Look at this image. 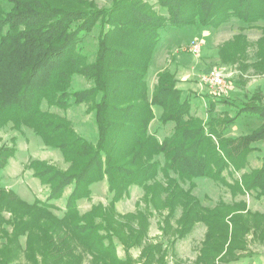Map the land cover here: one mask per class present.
<instances>
[{"label": "trees", "instance_id": "trees-1", "mask_svg": "<svg viewBox=\"0 0 264 264\" xmlns=\"http://www.w3.org/2000/svg\"><path fill=\"white\" fill-rule=\"evenodd\" d=\"M158 3L167 13L150 0H113L108 6L95 0H0V128L11 123L32 127L69 163L64 169L32 159L33 175L48 189L44 201L18 203L0 188V202L8 199L0 204V264H12L11 254L18 249L27 264H84L86 259L90 264H170L171 259L174 264H234L254 256L252 243L264 244V213L246 209V199L237 197L254 193L264 198V156L259 168H247L254 143L264 141L259 95L222 122L232 126L250 115L263 126L225 139L190 112L191 99L183 98L175 71H159L151 96L146 79L167 25L216 28L237 18L252 26L264 22V0ZM96 27L98 48L90 61L80 42ZM77 75L88 78L90 87H72ZM207 97L210 111L219 102H231ZM83 103L95 115L96 143L53 110ZM155 108L161 110L160 127L173 124L162 139L150 128L157 119ZM15 153L12 145L1 146L0 172ZM233 170L243 173L234 178ZM206 178L227 186L232 201L205 205L194 190L197 180ZM105 179L108 203L81 213L78 201L90 200L91 186ZM134 185L143 191L137 209L118 212V203ZM67 188L66 209L58 218L51 201ZM5 210L10 218L3 217ZM156 216L161 234L150 240V220ZM198 224L207 230L190 263L179 257L177 244ZM136 249L140 253L134 258Z\"/></svg>", "mask_w": 264, "mask_h": 264}, {"label": "rangeland", "instance_id": "rangeland-1", "mask_svg": "<svg viewBox=\"0 0 264 264\" xmlns=\"http://www.w3.org/2000/svg\"><path fill=\"white\" fill-rule=\"evenodd\" d=\"M101 6H108L113 0H95ZM155 9L162 13H167L162 9L158 0H150ZM100 28L96 27L93 31L86 34L81 44V53L87 54L90 61L95 60V51L98 48V35ZM162 41L153 54L148 73L146 75L149 84L151 96L157 80L159 71L162 68H169L172 72L176 71L180 77L178 86L183 91V98L191 99L192 114L198 118L200 123L210 125L223 132V138L228 139L234 136L248 134L253 130L263 126L262 120L256 116L244 115L232 124L225 126L224 119L233 117L243 103L253 95H259L261 102L264 103V22L259 21L257 24L247 26L237 18H232L229 22L219 27H205L199 24H188L184 27L167 25L162 32ZM200 44L199 50L195 53L193 47ZM220 50V52H219ZM220 55V57H219ZM219 57V59H218ZM226 58V62H225ZM236 59L231 62V59ZM232 59V60H233ZM224 68L226 73L225 82L232 86L231 90L214 91L210 86L202 82V77L213 68ZM259 67V68H258ZM177 70H176V69ZM182 78V80H181ZM92 82L82 75L73 78L72 87L76 89H86ZM215 100L228 99L231 102H219L214 110L210 111L208 97ZM47 106L45 105V108ZM57 113L66 116L71 122L73 128L83 137L92 143L98 141V130L93 111L89 110L86 103L75 105L67 108H53ZM157 119L151 124V130L157 131L160 139L163 136L171 134L173 124L165 126L159 125L158 117L161 110L155 108ZM221 123V124H219ZM222 137H218L220 139ZM215 139V138H214ZM216 140V139H215ZM217 141V140H216ZM3 144L16 147V153L8 160V164L0 172V188L3 191L12 193L16 202H25L33 204L37 200L44 201L48 194L46 186L42 185L40 180L33 175L30 169L32 159L48 160L58 167L66 169L69 163L64 159L62 151L54 149L52 146L45 144L41 137L34 132L32 127L13 126L7 124L0 128V148ZM253 149L249 152L248 169L259 168L261 158L264 156V141L254 143ZM234 178H239L243 171L233 170ZM229 181H232L228 171L224 172ZM197 186L194 190L196 196L201 198L205 205H215L222 198L231 202L230 189L212 179H198ZM92 197L80 199L79 209L81 213L91 209L95 203L107 201L110 198L106 179L97 182L91 186ZM71 188L61 198L51 201L55 207L51 210L53 214L60 218L66 209V199ZM143 191L139 186L134 185L131 192L125 195L118 203V212H134L140 203ZM245 198L247 201L246 209L264 213V198L257 199L254 193L246 196H237ZM8 199L5 197L0 204H4ZM143 204V203H141ZM5 218H10V213L4 211ZM159 217L151 218L150 240L160 235L158 229ZM2 229V228H1ZM8 229L11 231L10 227ZM63 229V228H62ZM207 228L202 224L195 226L191 235L180 240L177 244L179 257L192 263L195 261L199 249L202 245ZM25 240V237H22ZM14 249L18 243L10 244ZM3 245H0V250ZM251 249L254 250L253 258L247 259L245 264H264V244L252 243ZM134 257L140 253L139 249L132 250ZM119 255L124 256L122 246H119ZM13 257L12 264H27L26 254L19 249L11 254ZM253 260V261H251ZM84 264H90L86 259ZM170 264H174L171 259Z\"/></svg>", "mask_w": 264, "mask_h": 264}, {"label": "built area", "instance_id": "built-area-1", "mask_svg": "<svg viewBox=\"0 0 264 264\" xmlns=\"http://www.w3.org/2000/svg\"><path fill=\"white\" fill-rule=\"evenodd\" d=\"M199 48L200 44H196L193 47V51L196 53ZM226 77L225 69L217 67L204 74L202 82L207 83L214 91H226L231 88V86L225 82Z\"/></svg>", "mask_w": 264, "mask_h": 264}, {"label": "crops", "instance_id": "crops-1", "mask_svg": "<svg viewBox=\"0 0 264 264\" xmlns=\"http://www.w3.org/2000/svg\"><path fill=\"white\" fill-rule=\"evenodd\" d=\"M219 57H220V55H219ZM219 57H218V59H219ZM154 60V59H153ZM176 69V68H175ZM177 70V69H176ZM176 72V71H175ZM178 77V79H180V77L179 76H177ZM181 80H182V78H181ZM233 86V85H232ZM232 86H231V88H230V90L232 89ZM119 253V252H118ZM125 253V252H124ZM132 255H133V253H132ZM120 256V255H119ZM121 257V256H120ZM133 257H134V255H133ZM134 258H136V257H134ZM253 258V257H252ZM250 259V258H249ZM248 262V260L247 259H245V260H241V261H238V263H234V264H245L246 262ZM251 261H253V260H251Z\"/></svg>", "mask_w": 264, "mask_h": 264}]
</instances>
